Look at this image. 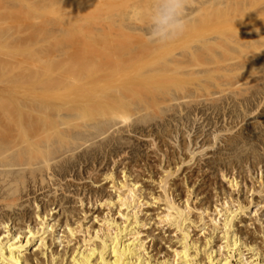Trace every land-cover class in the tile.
Here are the masks:
<instances>
[{"label": "bare ground", "instance_id": "1", "mask_svg": "<svg viewBox=\"0 0 264 264\" xmlns=\"http://www.w3.org/2000/svg\"><path fill=\"white\" fill-rule=\"evenodd\" d=\"M255 1L260 10L254 14L244 5L234 23L235 11L229 8L228 21L211 29L209 66L199 70L206 71V76L200 73L205 85L202 75L193 76L201 85L196 82L190 97L185 90H179L178 98L159 89L163 94L158 99L155 89L108 86L138 79L135 72L124 82L99 72H51L52 59L65 60V40L93 38L102 9L114 10L119 0H0V75L7 76L0 82V264H264L263 177L250 176L256 188L239 190L245 188L239 169L238 179L221 173L226 188L220 189L222 201L215 196L211 206L209 196L192 191L207 180L189 165L197 155L202 156L197 162L212 155L207 150L215 142L230 152L237 141L244 143L242 134L264 125V0ZM83 26L89 29L77 31ZM144 42L150 45L148 39ZM103 48L115 57V49ZM176 55L166 63V72L180 69ZM179 101L212 110L224 102L237 103L233 106H240L241 115L232 122L229 111L230 122L218 130L224 137L215 132L213 144L201 141L197 150L192 148L199 136L181 141L178 150L167 146L171 132L165 129L159 135L140 131L136 142L144 149L133 161L124 159L126 153L111 157L102 150L120 127L129 131L134 124L162 121L164 114L180 108ZM96 148L102 160L113 158L112 168L101 175ZM246 156L240 157L245 164L260 170L258 155ZM76 164H85L81 172L73 171ZM66 177L71 179L61 185ZM86 182L102 183L106 194ZM50 187L55 188L52 197L44 196L40 206L37 198L31 200L32 218L25 211L15 214L31 190L49 188L51 194ZM58 189L77 204L76 218L64 206L69 198L55 196Z\"/></svg>", "mask_w": 264, "mask_h": 264}, {"label": "rangeland", "instance_id": "2", "mask_svg": "<svg viewBox=\"0 0 264 264\" xmlns=\"http://www.w3.org/2000/svg\"><path fill=\"white\" fill-rule=\"evenodd\" d=\"M122 1L123 0H119L120 2L119 4L121 5V8L120 5L118 4L117 6H115L114 10L102 9L100 13L101 15H100L99 25L97 27V34L93 38L92 37L88 38L85 41L65 40V60H64L65 62L62 60L63 58H60V61L58 62L57 58H54V56L51 57V59L54 58L52 59L53 61L51 60L53 64V70H51V72L54 71L53 74L56 73V70H60L57 73L61 72L62 74H65L64 72L75 73L77 71L99 72L102 76L103 74L107 75L109 77L108 79L117 80V81L119 79L124 82L130 73L135 72L134 74L137 73L136 75L138 77L141 75L138 79L132 81L127 79L128 81H126L125 83H117V82L113 84L109 83L108 86H113L116 87L117 89H124V88L155 89V93L162 91L164 89L163 92L167 93V91L168 92L171 91L172 93L171 95H173L174 97L175 96L178 97V95L180 97L181 95L179 93L180 92L179 90L181 91L185 90L187 91V92L184 91L185 94L187 93L189 95L188 97H190L189 90L192 87L197 86L198 83L200 82L199 81L200 79H198L197 77L195 79V77L193 76L199 75L198 77H200L203 74L202 72L204 71V69H206L209 66L210 51L208 46L209 44L208 40L211 36L213 27L217 25H221L224 22L228 21L229 8L230 10L235 11V18L234 19L230 18V20L232 19L234 23L239 22V20L241 19L242 16L241 11L244 9V7H246L245 9H247L248 6H250L249 10L251 11L252 14H254L256 10H260V7L258 6L259 1H257L258 2L257 3L255 0H250L249 2H247L248 0H246V2H244L245 4L242 3L241 0H231V1L230 0H187V6L185 10V18L187 17L186 18L187 26L183 35L180 36L178 39L166 44L149 42L150 45H148V43L144 41L147 40V35H148L147 33H149L150 30V17L152 10L157 3V0H130L127 2V4L125 2L126 0L124 1L125 3H123ZM228 1L230 2L228 3ZM256 6L259 8H256ZM66 29L67 31H70L71 29V31L73 32L72 30L73 28L65 27V30ZM88 29H89L88 26H83L80 27L77 31L80 30L85 33ZM77 31H75V33ZM82 43H86L87 46L85 48L81 47L82 51L78 53L76 49L74 50V48ZM104 44L106 45V47L110 46L111 48L115 49L114 52L115 57L107 53L108 51H110V49L103 48ZM51 47L53 46H50V48ZM175 55L179 57V60L181 59L179 61L182 64L180 65V69L172 73L166 72L165 71L167 70L166 63L169 62L170 59H172V57H174ZM57 64L59 65V69ZM201 69L203 70L202 72H200ZM194 72L196 73L199 72V74L195 73V75H193ZM0 77H1L0 82H3L5 80L4 78L7 76H4L3 74L0 75ZM191 80H193L195 83L192 82ZM205 80L203 76V78L201 79L202 86L205 85L204 84ZM197 81L198 83H196ZM202 81H204V83ZM201 84L199 83V85ZM163 92L157 93L158 95L156 94V97L158 96L157 98L161 99L162 96L160 95H162ZM163 98L165 97L163 96ZM258 100L260 99H258L257 97L255 103L258 102ZM179 102L181 104L180 108L175 107L174 111L164 114V118H162L163 119L162 121L155 119L149 122L147 126L145 125L142 126L141 124H137V125L134 124L135 125V126L133 125L134 128L132 127L133 129L132 128H130L131 130L129 129V131L135 130L134 132H129L127 128L122 129V127H120L119 129L116 128L119 131L114 129L116 130V132L113 133L114 139L111 138V141L110 140L108 141V145L106 143L105 144L103 143L105 146L102 144V148L104 147L102 150L103 151L105 150V152L110 151L111 152L110 155H112L111 157L113 156L115 157V154L117 155V154L126 153L125 155L126 157L124 159H126V161H133L134 160L133 158H135L137 154H141L144 149V144L139 141L136 142V137H138L140 131L146 133L151 129L154 135H159L161 133L160 131H164V129L169 130L171 133L168 136L169 138H166L167 142L169 140L167 146L170 144L171 147H174L173 149L175 150H178L177 148L178 146L179 149H181L180 148L181 147L180 144H182L181 141H185L186 143L187 142L189 143L190 140H193L194 138L199 136V138L196 140L197 146L192 148L193 150H197L199 145L201 144V141H204V143L206 144H210V143L213 144L212 142L214 141L212 138L216 134L220 136L219 138H222L223 134L222 132H220L219 134L218 130L225 128L224 125L227 124H224V122H226V120L228 123L230 121L233 122L235 120V117L237 119V116L241 115L240 106L238 107L233 106L235 104H236L235 106H237L238 105L237 103L232 105L231 103H226L229 106L228 107L226 104H224L225 103L224 102L223 105L220 104L218 105V108L216 107L214 110H212L205 105L194 107L192 104H190V106L185 107L183 101H179ZM234 111L237 112L234 114L233 113ZM227 113L229 116L227 115ZM227 116L229 118L231 116V120ZM261 121L264 122V119ZM254 131L255 132H253V130L250 131V134L249 133L242 134L244 143L242 144L240 141L239 142L237 141V146L235 147L234 145L233 147H231L230 152L224 151L223 149L224 144L218 141L215 142L214 147L211 150L209 149L207 150V152L211 153L212 155H208L206 157L201 158L200 162L194 160V159H198L199 157H202L197 155L190 162L189 165H191L192 169L194 168L193 170L195 171L197 170L198 172L197 171L196 172L198 174L199 173L202 174L207 180L206 183L205 182L198 184L196 183L197 185L195 184L194 186L197 189L193 187L194 189L192 191L193 192L195 191L194 193L198 192L201 195L203 194V196L205 195L209 196L207 197L208 198L207 202L209 205L212 206L217 199L219 200V203L220 201H222L221 199L222 193L220 192V189L224 188V186L226 188V184L220 182L221 173L225 172L227 174L228 173L234 174L236 179H238L237 174L238 171L240 170L243 176V185H245V188L244 186H242L240 187L239 190H243L250 187L256 188L257 183L255 182L256 183L255 184L253 180L250 181V176L257 180L258 177H260L261 175L264 181V125H262L260 128ZM215 132L217 133L215 134ZM244 144L247 145L245 146ZM100 148L101 147H99L98 149ZM241 150H243V153ZM252 150L255 151L251 153ZM186 152L187 150L184 153ZM253 153H256L260 159L259 160L260 170H258L256 167V169L253 171L249 167V165L245 164V162L243 161L247 157L246 155H248V158L250 156L252 158ZM94 154H96V156L98 155L97 156L98 163L102 161V165L98 167L99 169L97 168L98 175L105 173L107 171L106 169L112 168L113 164L111 160L113 158L110 157V160L104 158V160H102L103 159L102 154L101 152L99 153V150H97V148L94 149ZM175 154L176 155L178 154L177 151ZM186 154L185 156L184 154H181L179 155V157L184 159L186 157ZM83 157L84 155L79 156L81 162L84 161ZM238 157L239 158L242 157L244 159L242 160V158H240L242 161L236 160L238 159ZM216 158H220L221 161L217 160ZM227 159L228 161L226 162L225 160ZM238 161L241 162L238 163ZM228 162H230V164ZM231 163L233 166H231ZM84 165L85 164H82L80 166L79 164H76L73 171L81 172ZM81 176L82 174L79 176V178H81ZM70 179L71 178L66 177L64 181L62 178L61 185H63L64 182L66 181L68 182ZM86 185H88L89 188L93 191H98L102 195L106 194V191L102 183L92 185L91 183L86 182ZM188 186H189L188 188L191 189L190 188L191 185ZM50 189H52L51 194H47L49 188H46L41 191H36V189L31 190V194L29 195V197L27 198L24 197L21 200L22 203L21 207L18 208V211H15L16 213L15 212L13 213L17 214L21 211H25L27 215L32 218L33 212H35L34 211L35 205L32 203L31 200L33 198H37L36 203H38L39 204L38 206H40V204L43 201L45 202L48 197L49 198L52 197L51 195H53V189L55 188L50 187ZM71 190L70 192H72ZM214 191H216L215 195H213ZM44 196H47V198L43 199ZM55 196L59 198L62 197L69 198L67 201L68 205L66 204L64 206L68 208V211L72 210L70 211L71 215L74 214L76 218V215L78 214V207L77 204L74 203V200L70 198L71 196L68 193H63L59 189L55 193ZM215 196H219V197H215ZM213 197L217 199L215 200V198ZM26 200L30 202L26 203L25 202ZM240 200H242V198ZM1 210L2 209H0V213L2 214ZM59 213L61 212L58 211L57 214ZM248 241L250 240L247 239V242Z\"/></svg>", "mask_w": 264, "mask_h": 264}, {"label": "clouds", "instance_id": "3", "mask_svg": "<svg viewBox=\"0 0 264 264\" xmlns=\"http://www.w3.org/2000/svg\"><path fill=\"white\" fill-rule=\"evenodd\" d=\"M187 0H157L150 17L149 42L166 44L178 39L186 30Z\"/></svg>", "mask_w": 264, "mask_h": 264}]
</instances>
